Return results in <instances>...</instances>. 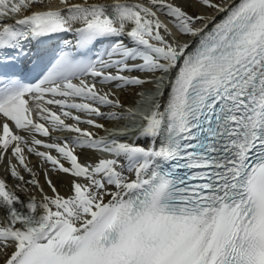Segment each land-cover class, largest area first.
<instances>
[{"label": "snow or ice", "instance_id": "1", "mask_svg": "<svg viewBox=\"0 0 264 264\" xmlns=\"http://www.w3.org/2000/svg\"><path fill=\"white\" fill-rule=\"evenodd\" d=\"M59 3L0 0V264H264V0Z\"/></svg>", "mask_w": 264, "mask_h": 264}, {"label": "bare ground", "instance_id": "2", "mask_svg": "<svg viewBox=\"0 0 264 264\" xmlns=\"http://www.w3.org/2000/svg\"><path fill=\"white\" fill-rule=\"evenodd\" d=\"M151 87H152L151 85H145V90L151 89ZM120 98L125 105L128 104L130 101H133L132 109L135 106H136V108H139V109L144 108L146 110L150 107L149 103H144L139 96L135 95V93L123 94V95H121ZM128 108H130V106H128ZM133 123H137V121H134ZM107 125L108 124H106V126ZM125 128H129V126H125ZM133 129H136V127H134ZM31 161H32L33 165L37 164V158L31 157ZM2 173H3V168L0 167V174H2ZM52 179L57 184V187L60 189V191L62 193H66L68 191V178L67 177L53 176ZM41 180H42V178H41ZM42 182H43V180H42Z\"/></svg>", "mask_w": 264, "mask_h": 264}]
</instances>
